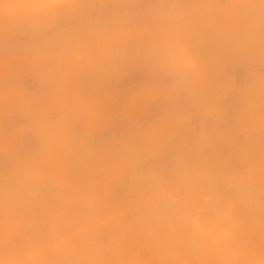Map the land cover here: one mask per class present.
<instances>
[{
  "label": "rangeland",
  "instance_id": "obj_1",
  "mask_svg": "<svg viewBox=\"0 0 264 264\" xmlns=\"http://www.w3.org/2000/svg\"><path fill=\"white\" fill-rule=\"evenodd\" d=\"M0 264H264V0H0Z\"/></svg>",
  "mask_w": 264,
  "mask_h": 264
},
{
  "label": "bare ground",
  "instance_id": "obj_2",
  "mask_svg": "<svg viewBox=\"0 0 264 264\" xmlns=\"http://www.w3.org/2000/svg\"><path fill=\"white\" fill-rule=\"evenodd\" d=\"M42 2H44V1H42ZM52 3V2H51ZM48 4L50 5V3L48 2ZM53 4V3H52ZM46 6H48V5H46Z\"/></svg>",
  "mask_w": 264,
  "mask_h": 264
}]
</instances>
